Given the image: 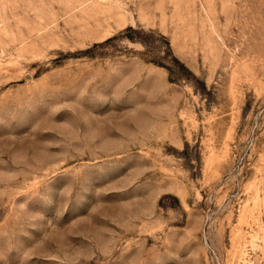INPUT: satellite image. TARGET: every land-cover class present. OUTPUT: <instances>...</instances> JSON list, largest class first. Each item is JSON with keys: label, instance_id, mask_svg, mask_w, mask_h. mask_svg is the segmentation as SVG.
Here are the masks:
<instances>
[{"label": "rangeland", "instance_id": "rangeland-1", "mask_svg": "<svg viewBox=\"0 0 264 264\" xmlns=\"http://www.w3.org/2000/svg\"><path fill=\"white\" fill-rule=\"evenodd\" d=\"M0 264H264V0H0Z\"/></svg>", "mask_w": 264, "mask_h": 264}]
</instances>
